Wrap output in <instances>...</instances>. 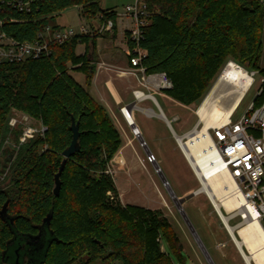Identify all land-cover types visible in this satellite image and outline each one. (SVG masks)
Listing matches in <instances>:
<instances>
[{
	"label": "trees",
	"instance_id": "trees-1",
	"mask_svg": "<svg viewBox=\"0 0 264 264\" xmlns=\"http://www.w3.org/2000/svg\"><path fill=\"white\" fill-rule=\"evenodd\" d=\"M74 6L88 20L103 16L116 22V12L104 10L99 0H35L30 14L6 8L17 22L7 23L5 29L15 39L31 41L55 15ZM148 12L142 66L148 74L166 73L173 83L167 95L180 104L197 102L229 60L260 70L261 0H148ZM98 36L53 44L52 54L39 59L0 63V139L12 109L47 127L44 136L22 146L10 187L0 189V264H15L18 249L20 262L26 261L27 248L30 264H94L98 259L104 264L185 263L183 243L166 218L135 205L124 208L107 196L116 193L106 171L122 138L106 107L71 75L85 73L86 86L91 85L95 65L89 54ZM84 43L87 53L78 55L77 47ZM263 102L264 92L255 106ZM73 121L79 125L80 150L67 160L61 193L55 196L54 178L71 145ZM163 241L180 262L169 255ZM43 242L46 246L40 250Z\"/></svg>",
	"mask_w": 264,
	"mask_h": 264
},
{
	"label": "built area",
	"instance_id": "built-area-1",
	"mask_svg": "<svg viewBox=\"0 0 264 264\" xmlns=\"http://www.w3.org/2000/svg\"><path fill=\"white\" fill-rule=\"evenodd\" d=\"M34 2L35 0H0V63L15 64L30 59H39L52 54L53 44H64L73 38L87 35L114 33L116 23L112 19H104L103 16H99V24L93 30L82 26L77 32L74 29L55 28L52 24H47L31 41L15 39L7 33L5 27L7 23L17 22V20L8 16L5 9L12 8L17 12L30 14L33 12ZM261 2L264 4V0ZM149 15L148 0H134L133 4L125 6L123 17L130 23L127 34L128 44L131 42L134 46L132 49L128 48L127 54L132 68L142 73L141 79L146 89V91L134 92L135 103L139 104L150 100L160 109L154 93L165 95L173 89V83L166 73L148 74L142 66L146 51L142 49L141 42L145 38ZM239 66L245 69L252 79L243 99L257 83L258 75H260V86L257 97L261 96L264 92V70L249 71L247 68ZM239 107L227 123L218 127H210L204 134L200 133L203 123L198 120V123L189 132L175 137L179 150L198 182V188L189 197L205 195L213 205L229 237L239 252L241 251L240 254L245 263L257 264L247 245H242L244 250L242 253L235 238L243 240L239 229L252 223L260 224L264 230V102L255 106L254 100L245 114L237 121H233ZM150 111L153 113L151 114ZM143 112L147 115L155 114L149 108L144 109ZM122 113L124 114V112ZM30 119L32 117L29 115L22 114L20 119L11 118L9 121L12 128L23 126L20 146L25 145L38 135L44 136L47 131V127L43 124L40 127L29 125ZM189 142L195 149V153L188 146ZM149 157L153 163H156L153 154L150 153ZM220 175L228 176L235 186L232 194L225 197V200L231 197L237 198L238 204L231 209L222 202H219L221 206L217 208L214 203V199L217 197L206 185L210 179ZM223 216L227 218V222ZM236 219L239 221L235 225H231L230 221ZM229 227L233 228V233ZM224 246L225 244L222 242L218 244L219 249ZM247 257L251 259L248 261Z\"/></svg>",
	"mask_w": 264,
	"mask_h": 264
},
{
	"label": "rangeland",
	"instance_id": "rangeland-1",
	"mask_svg": "<svg viewBox=\"0 0 264 264\" xmlns=\"http://www.w3.org/2000/svg\"><path fill=\"white\" fill-rule=\"evenodd\" d=\"M99 2L104 10H114L117 15H120L124 12L125 6L133 4L134 0H99ZM94 22L99 23V19H86L82 16L79 7L74 6L67 8L55 15L53 21H51V24L58 25L62 28L74 29L75 31L79 32L82 26L90 29L92 23ZM128 24L130 23L127 22L125 18L118 17V41L121 40V36L126 29V26L128 27ZM111 35L112 34L110 33H104V37L97 38V46L99 50L103 47V45H110L114 41L113 37H110ZM82 45L83 44L78 45V52H81L83 48ZM125 58L126 57H124V59ZM230 61L233 60H229L220 68L211 81L206 93L197 102L190 106L186 107L176 103L175 101H172L167 93H165V95H156L160 106L169 119L172 120L174 117L178 116L179 119L177 121L172 120V128L175 130L177 135L184 134L190 128L192 129L195 127V125L198 123L199 107L209 95L211 89ZM258 68L264 70V30L262 33V51L258 62ZM247 70L250 71L251 68H247ZM71 75L79 84L86 86L87 76L85 73L71 71ZM259 78L260 75L256 77L257 83L255 86L251 88L246 97L243 99L239 109L236 112V115L233 118V121H237L243 114H245L248 107L254 102L258 95V88L260 86ZM215 96V103L218 106L227 108L233 104L237 94L234 85L227 81L220 86ZM141 107L153 108L155 111H158V108L150 100L141 103ZM22 114L24 113L16 109L11 110L8 117L7 132L0 139L1 190H7L10 187L9 181L12 167L15 164L17 155L22 148V146H20V136L22 135L23 126L19 125L12 128L9 125V121L11 118L20 119ZM145 117L146 116L140 111H135V119L138 123L142 120L153 122H156L157 120L155 118L148 120ZM29 123V125L34 127H40V125L43 124L40 120L35 118L30 119ZM122 137L123 136L121 135V138ZM133 147L132 153L135 156V160L132 162L125 161L123 163L122 157L116 160L114 157L107 168L106 174L111 177L116 189V193L113 191H109L107 193L109 201L115 204H120L124 208L129 205H135L157 211L162 218H166L171 223L172 227L177 232L180 240L182 241L184 250L181 253V256L185 258L184 264H209L198 242L194 238L190 226L183 218L178 207H176L177 205L173 202L165 184L157 172L156 164L150 160V153L147 152L144 146H142L138 141H136V148ZM146 147L147 149L152 148V146L148 144H146ZM164 148L167 151V159L170 158L169 161L172 163L173 168H171L170 172L165 162L158 158L163 175L169 182L170 187L173 189L177 197L182 198L183 195L189 193L186 196L187 198L198 188V182L191 169L187 168V165L179 149L177 148L175 139L173 137L167 144L164 145ZM117 153H119V151ZM154 156L155 158L158 157L157 154ZM9 157L12 158L11 161H8ZM184 210L191 220L199 237L206 246L209 254L213 258L215 264H246L234 242L229 237V234L217 215L213 205L205 195H197L189 198L184 203ZM238 221V219L231 220L230 224L235 225ZM50 238V234L46 235L45 243H47ZM221 242L224 243L225 246L219 249L218 244ZM163 246L175 261L180 262L179 257L176 256L169 246L166 245L165 241H163ZM94 264L104 263L98 259ZM115 264H120V262H116Z\"/></svg>",
	"mask_w": 264,
	"mask_h": 264
},
{
	"label": "crops",
	"instance_id": "crops-1",
	"mask_svg": "<svg viewBox=\"0 0 264 264\" xmlns=\"http://www.w3.org/2000/svg\"><path fill=\"white\" fill-rule=\"evenodd\" d=\"M123 15L124 12L116 16V22H115L116 28L114 30V33L110 36L113 37L114 41L110 45L107 46L103 45V47L99 50L97 46V38L104 36L102 34L101 36L95 38V46L91 48L89 54L90 59L93 60V64L95 65V75L93 77L91 85L85 87L98 102H100L106 107V109L108 110L110 116L114 121V124L116 125L121 135L123 136L122 137L123 145L120 148L119 153L116 154L115 160L119 159L120 157H122L123 163L125 161L132 162L133 160H135V156L132 153V147L134 146L133 148H136V141H138L141 144V139H143V141L146 144L152 146V148L147 149V152H150L154 155L157 154L158 156L156 157V163H155L156 166L158 165V167L160 168L159 160H158V158H160L165 162L167 168H169L168 170L171 172V168H173V165L169 161L170 158L167 159V151L165 150L164 145L167 144L172 137L175 139V143H176L175 136L177 135V133L172 128V120L177 121L179 119L178 116L174 117L172 120L169 119L161 106L160 109H158V111H155L153 108H149L152 109L155 112V114L147 115L145 112H143V110L148 108L141 107V103H139L138 106V103H136L138 108L131 111V118L132 121L135 123L137 129L139 130V133L141 135L140 138L137 135H135L133 131V127L129 124V122L127 121L126 117L124 116L120 108L122 105L130 107L136 102V97L134 95L135 91H139V90L146 91L141 79L142 73L132 68L129 62V58L127 54L129 48L128 36H127L129 24L128 27L126 26V29L124 30L121 36V40L118 41L119 31L117 27V19L118 17H123ZM98 24L99 23L96 22L92 23L90 29L93 30L94 27ZM82 46L83 48L81 52H78L77 49L78 55H84L87 53V44L84 43ZM124 57H126L125 58L126 60L124 59ZM154 95L156 97L158 93H154ZM170 99L172 101H175L171 97ZM175 102L180 104L177 101ZM160 110L163 112L166 119L161 118L159 116ZM135 111H140L141 113H143L146 116L145 118L148 120H151L153 118L157 120L156 122L142 120L138 123L137 120L135 119ZM190 130L191 128L188 131H186L184 134H186ZM182 135H177V136H182ZM184 161L187 165V168L190 169L185 159ZM184 169H185V165H184ZM187 194L183 195L182 198L180 199L187 200L186 198Z\"/></svg>",
	"mask_w": 264,
	"mask_h": 264
},
{
	"label": "bare ground",
	"instance_id": "bare-ground-1",
	"mask_svg": "<svg viewBox=\"0 0 264 264\" xmlns=\"http://www.w3.org/2000/svg\"><path fill=\"white\" fill-rule=\"evenodd\" d=\"M227 81L234 85L237 97L231 106L223 108L215 103L214 98L216 97L215 95L219 90L220 86ZM251 83L252 79L245 71V69L241 68L234 62H230L219 77V79L217 80V82L215 83V85L213 86V88L211 89L209 95L205 98L202 105L198 109L199 121L203 123V129L200 133L204 134L210 127H218L222 124L227 123L232 114L241 104L245 92ZM120 108L121 111L125 113V116L129 120V122L134 123L131 118V111L137 109L138 106L136 104H133L130 107L122 105ZM150 113L152 114L153 112L150 111ZM159 116L161 118H164L163 114ZM135 135L137 134L135 133ZM141 145L144 146L143 141H141ZM188 146L190 147L191 151L195 153V149L192 147L191 142L188 143ZM144 148L145 150H147L146 146H144ZM159 175H161V173ZM163 183L165 184L173 202L177 205L176 207L181 204L184 208V201H186V199H180L178 197H175L174 194L171 193L170 185L167 184V181L164 180ZM206 185L208 186V189L212 190L213 194H215V196L217 197L214 199V203L217 208H220L221 206L219 202H222V204H224L227 208L230 209L238 204L237 198L235 199L234 197L225 200V197H227L229 194H232V191L235 188L232 180L228 176H216L215 178L210 179L206 183ZM178 199L180 200V204H178ZM183 215L185 217L184 213ZM223 218L225 222H227V218L224 216ZM185 219L186 222L189 224V221L186 217ZM229 230L231 231V233H233L232 227H229ZM239 234L243 240H238V238H235V240L236 244L239 246V249L242 250V253H244L242 245L246 244L251 254L253 255L252 258H254L257 264H264V230L262 229L261 225L258 223L249 224L245 227L240 228ZM250 259V257H247L248 261Z\"/></svg>",
	"mask_w": 264,
	"mask_h": 264
},
{
	"label": "water",
	"instance_id": "water-1",
	"mask_svg": "<svg viewBox=\"0 0 264 264\" xmlns=\"http://www.w3.org/2000/svg\"><path fill=\"white\" fill-rule=\"evenodd\" d=\"M134 104H136V103H134ZM159 114L161 115V114H163V112L160 110V113H159ZM163 115H164V114H163ZM124 116H125V113H124ZM125 117H126V116H125ZM164 118L166 119L165 115H164ZM126 119H127V117H126ZM127 121L129 122L128 119H127ZM129 124L133 127V129H134V127H135V129H136V130L134 129L135 133L138 135V137L141 138V135H140L139 130L137 129L135 123H131V122H129ZM71 131L73 132V138H72L71 145H70V146H69V147L63 152L64 159H63V161H62V163H61V166H60V168H59L58 173H56L55 178H54L53 194H54L55 196H60L61 188H62L61 177H62V173H63V171H64V169H65V166H66L67 160L70 159V158H72V157H73L77 152H79V150H80V148H79V138H80L79 125H78L77 123H75V121H73V123H72ZM141 141H143V139H141ZM143 142H144V141H143ZM144 146H146L145 142H144ZM149 153H150V152H149ZM11 160H12V158L9 157V158H8V161H11ZM157 172H158L159 174L161 173L160 176H161V179H162L163 182H164V180L167 181V179H166L165 176L163 175V173H162L161 169L158 167V165H157ZM167 184L169 185V182H168V181H167ZM170 191H171V193L174 194L175 197H177V196L175 195V192L173 191V189H172L171 187H170ZM189 198H191V197H187V200H188ZM187 200H186V201H187ZM184 202H185V201H184ZM178 204H180V200H179V199H178ZM6 207H7V204L4 206L3 211L1 212V215H3V214L6 213ZM180 208H181V209H180ZM178 209H179L180 213L182 214L183 218L185 219V217H186L187 220L189 221V224H188V223H187V224L190 226L191 232H192L194 238L196 239V241L198 242V244H199V246H200V248H201V250H202V252H203V254H204V256H205V258L207 259V261H208L210 264H215L213 258H212L211 255L209 254V252H208L206 246L204 245L203 241L201 240V238L199 237L198 233L196 232V230H195V228H194V226H193L191 220H190L189 217L187 216V214H186V212H185V210H184V208L182 207L181 204L178 205ZM182 212L185 214V217H184V215H183ZM51 218H52V215H51V214L48 215V216L45 218V223H46V226H47V227H48L49 224H50ZM185 221H186V219H185ZM39 240H40V236L36 237V241L39 242ZM39 247H40V250H42V249L45 247L44 242L41 243ZM20 263H21L20 260H19V259H16L15 264H20ZM29 264H30V263H29Z\"/></svg>",
	"mask_w": 264,
	"mask_h": 264
},
{
	"label": "flooded vegetation",
	"instance_id": "flooded-vegetation-1",
	"mask_svg": "<svg viewBox=\"0 0 264 264\" xmlns=\"http://www.w3.org/2000/svg\"><path fill=\"white\" fill-rule=\"evenodd\" d=\"M21 248L22 249H26V246H21ZM27 256L28 257H26V261H23V262H21L20 264H29V262H31L32 261V259H31V257H30V255H32L31 254V250L29 249V248H27ZM16 254H17V259H20V249H18L17 251H16Z\"/></svg>",
	"mask_w": 264,
	"mask_h": 264
}]
</instances>
